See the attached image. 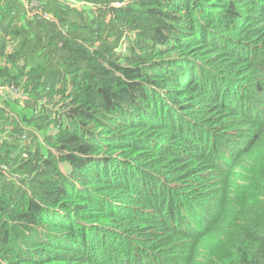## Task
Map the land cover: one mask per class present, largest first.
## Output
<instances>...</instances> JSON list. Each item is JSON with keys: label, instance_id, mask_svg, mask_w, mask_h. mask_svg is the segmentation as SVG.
Segmentation results:
<instances>
[{"label": "trees", "instance_id": "1", "mask_svg": "<svg viewBox=\"0 0 264 264\" xmlns=\"http://www.w3.org/2000/svg\"><path fill=\"white\" fill-rule=\"evenodd\" d=\"M27 1L0 0V264H264V0Z\"/></svg>", "mask_w": 264, "mask_h": 264}, {"label": "built area", "instance_id": "2", "mask_svg": "<svg viewBox=\"0 0 264 264\" xmlns=\"http://www.w3.org/2000/svg\"><path fill=\"white\" fill-rule=\"evenodd\" d=\"M21 1H23V3L25 4V5H27V3H28V1L27 0H21ZM3 93V89L2 88H0V94H2Z\"/></svg>", "mask_w": 264, "mask_h": 264}, {"label": "bare ground", "instance_id": "3", "mask_svg": "<svg viewBox=\"0 0 264 264\" xmlns=\"http://www.w3.org/2000/svg\"><path fill=\"white\" fill-rule=\"evenodd\" d=\"M53 236V235H52Z\"/></svg>", "mask_w": 264, "mask_h": 264}]
</instances>
